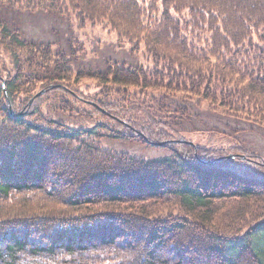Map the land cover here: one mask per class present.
Here are the masks:
<instances>
[{
	"label": "trees",
	"instance_id": "obj_1",
	"mask_svg": "<svg viewBox=\"0 0 264 264\" xmlns=\"http://www.w3.org/2000/svg\"><path fill=\"white\" fill-rule=\"evenodd\" d=\"M21 3L0 0V48L15 72L0 85L4 99L23 78L72 97V76L118 87L117 102L86 97L108 137L164 142L168 154L103 150L100 125L45 129L1 107L0 264H264V158L186 144L178 123L186 110L176 119L158 112L194 99L264 128V0ZM16 7L106 27L133 52L143 47L153 69L112 63L73 74L76 51L24 38L8 14ZM237 160L258 172L230 166Z\"/></svg>",
	"mask_w": 264,
	"mask_h": 264
},
{
	"label": "rangeland",
	"instance_id": "obj_2",
	"mask_svg": "<svg viewBox=\"0 0 264 264\" xmlns=\"http://www.w3.org/2000/svg\"><path fill=\"white\" fill-rule=\"evenodd\" d=\"M29 1L22 0L21 4L26 7L24 4L29 3ZM34 1L31 0L30 4L33 5ZM29 9L16 7L9 10L8 14L14 23L19 24L24 38L38 42H50L53 47L68 55L71 52L70 47H72L76 54L74 56L69 55L68 59L74 68L73 74H75L77 68H82L84 71L102 72L108 64L112 63L122 64L126 67L143 66L148 71L153 69V63L144 54L143 47L140 51L133 52L129 44L120 41L117 35L106 27L87 24L80 28L78 22L72 17L63 16L55 11ZM23 69V75L29 74V71H31L25 64ZM31 69L34 70V67ZM14 77L15 72L10 59L5 51L0 48V85L3 81ZM72 78L71 82L74 84L69 87V90L77 98L65 92H47L46 86L31 85L33 82H29V78H23L22 80L17 79L18 90L11 96V101L7 93H5L7 100L0 93V108L9 105L11 112L26 113L25 121L45 129H54L60 124L70 129L87 130L100 125V127H95V130L100 133L97 139H99V146L103 150L127 153L145 159H153L168 154V151L161 147L137 141L114 140L108 137V134L111 133L103 128L104 119L99 115H95L93 108L88 105L90 102L86 103V97L105 101L111 99L113 101L114 91L119 88H110L111 85L98 86L96 81L87 77L77 79L74 82ZM59 87L61 86H51V88ZM121 91L123 90L121 89L120 93ZM39 93L41 94L36 96ZM35 97L38 99L34 101L33 98ZM142 97L141 95L135 98L143 102L144 97ZM27 101H29V108L24 107ZM114 101L117 102L115 97ZM148 104L151 105L150 102ZM169 104L168 112L162 110L161 112L158 111L160 113L158 114L159 116L161 114L164 116L173 114L172 117L176 119L180 117L175 112L178 107L186 110V116L178 121L181 129H183L181 137L185 141L193 143L199 148L220 149L228 154L240 153L237 151L242 148L264 158V128L247 120L222 116L212 112L206 104L198 105L194 99L185 103L174 100ZM175 104L178 105L174 106ZM1 117L3 116L0 109ZM230 166L245 173L247 171L251 175H254L255 171L258 172L252 166L248 170L239 160L230 162Z\"/></svg>",
	"mask_w": 264,
	"mask_h": 264
},
{
	"label": "water",
	"instance_id": "obj_3",
	"mask_svg": "<svg viewBox=\"0 0 264 264\" xmlns=\"http://www.w3.org/2000/svg\"><path fill=\"white\" fill-rule=\"evenodd\" d=\"M41 93H39V94H37L36 96H39ZM184 143H186V144H189V145H193L192 143H190V142H186V141H183ZM150 144H152V145H154V146H164L165 145V143H150ZM230 158H231V156H230Z\"/></svg>",
	"mask_w": 264,
	"mask_h": 264
}]
</instances>
